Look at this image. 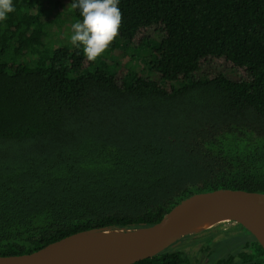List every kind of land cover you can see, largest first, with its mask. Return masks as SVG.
<instances>
[{"label": "trees", "instance_id": "obj_1", "mask_svg": "<svg viewBox=\"0 0 264 264\" xmlns=\"http://www.w3.org/2000/svg\"><path fill=\"white\" fill-rule=\"evenodd\" d=\"M43 1L13 0L0 22V255L147 226L201 191L264 193V0H119L122 25L107 49H127L158 19L174 21L131 49L153 50L158 79L124 83L101 62L92 68L82 46L41 36ZM68 3L64 13L82 21ZM209 58L248 68L252 79L201 71ZM212 228L197 232L199 259L180 247L186 235L132 264H206L214 253L211 264H264L242 226L222 252L227 238Z\"/></svg>", "mask_w": 264, "mask_h": 264}, {"label": "water", "instance_id": "obj_2", "mask_svg": "<svg viewBox=\"0 0 264 264\" xmlns=\"http://www.w3.org/2000/svg\"><path fill=\"white\" fill-rule=\"evenodd\" d=\"M210 220V226L221 221L242 226L264 251V193L217 188L180 199L147 226L89 230L30 253L0 255V264H132L207 229L195 228Z\"/></svg>", "mask_w": 264, "mask_h": 264}, {"label": "rangeland", "instance_id": "obj_3", "mask_svg": "<svg viewBox=\"0 0 264 264\" xmlns=\"http://www.w3.org/2000/svg\"><path fill=\"white\" fill-rule=\"evenodd\" d=\"M51 2H47V0L43 1V4L47 6H41L40 19L47 24V30L44 29L41 36H44L49 39L48 42H57V45H69L71 44V36L73 34L72 31V20L68 18L66 10H68L69 3L68 0H50ZM36 12L39 14V11L36 8ZM174 21L172 19H158L152 25L148 27L141 28L135 38L133 39V44L130 43L126 45V48H114V49H106L105 52L98 57L95 61H92L91 67L93 68L95 64L101 62V64L105 65L107 69H109L114 75L116 81L118 83H124L132 80L135 76L140 75L143 77H148L152 79H158V76L153 73L150 69V63L148 62L149 58L152 57L149 49H145L148 57H146V53L142 50L138 52H133L132 46L141 41L143 38H153L156 35V32L162 27L170 28L173 26ZM163 31V30H162ZM49 33H54L49 38L47 37ZM164 33V32H163ZM33 35H36L33 33ZM53 37V38H51ZM51 38V39H50ZM41 44L37 45V55L39 62L43 60V52L41 50ZM91 68V69H92ZM200 69L203 72L207 71H221L224 73L229 79L238 81V80H251L252 76L249 69L244 68L242 66L236 65L233 62L225 59L219 58H209L205 59L201 62ZM212 230L217 232L219 239L227 238L220 243L221 252L222 249L226 250V244H234L235 237H230L235 233L234 228L236 227V223L233 221H221L215 222L211 226ZM208 227V228H209ZM199 232V231H198ZM246 234V232H245ZM247 235V234H246ZM249 235V234H248ZM241 237V236H239ZM183 238V237H182ZM204 236L198 234L197 232H193L189 234L187 238L180 242V247L184 248L188 251L192 260L199 259L202 255V244ZM216 257H218V253L212 254L207 258L206 264H211Z\"/></svg>", "mask_w": 264, "mask_h": 264}, {"label": "clouds", "instance_id": "obj_4", "mask_svg": "<svg viewBox=\"0 0 264 264\" xmlns=\"http://www.w3.org/2000/svg\"><path fill=\"white\" fill-rule=\"evenodd\" d=\"M119 0H72L71 7L78 9L82 21L73 23L71 43L83 47L88 61H95L114 41L122 25ZM13 0H0V22L15 11Z\"/></svg>", "mask_w": 264, "mask_h": 264}, {"label": "bare ground", "instance_id": "obj_5", "mask_svg": "<svg viewBox=\"0 0 264 264\" xmlns=\"http://www.w3.org/2000/svg\"><path fill=\"white\" fill-rule=\"evenodd\" d=\"M211 222H212L211 220L204 222L203 224H200L199 226H197L195 229L201 230V229L207 228L208 226H210Z\"/></svg>", "mask_w": 264, "mask_h": 264}]
</instances>
